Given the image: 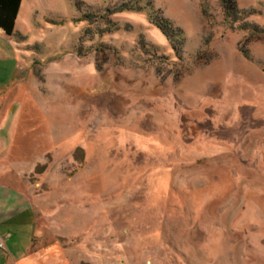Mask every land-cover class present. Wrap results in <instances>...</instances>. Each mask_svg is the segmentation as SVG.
Masks as SVG:
<instances>
[{"label":"rangeland","instance_id":"obj_1","mask_svg":"<svg viewBox=\"0 0 264 264\" xmlns=\"http://www.w3.org/2000/svg\"><path fill=\"white\" fill-rule=\"evenodd\" d=\"M127 1L84 33L83 12ZM233 2L264 27V0ZM14 32L0 182L37 199L47 236L21 264H264V35L220 0H22Z\"/></svg>","mask_w":264,"mask_h":264},{"label":"crops","instance_id":"obj_2","mask_svg":"<svg viewBox=\"0 0 264 264\" xmlns=\"http://www.w3.org/2000/svg\"><path fill=\"white\" fill-rule=\"evenodd\" d=\"M0 34L4 33L0 31ZM35 202L36 198L0 182V235L5 241V249H0V264H21L28 256L36 261L41 258L47 236L41 227L42 217H39ZM39 246L42 247L38 252ZM75 250L78 251L76 247Z\"/></svg>","mask_w":264,"mask_h":264},{"label":"trees","instance_id":"obj_3","mask_svg":"<svg viewBox=\"0 0 264 264\" xmlns=\"http://www.w3.org/2000/svg\"><path fill=\"white\" fill-rule=\"evenodd\" d=\"M22 0H0V31L4 33L7 37H19L24 39L23 36L14 32L15 21L19 12L20 4ZM223 13L226 22L235 26L236 30L248 32L253 35H264V27H260L255 23H247L246 20L253 15L259 14V12L253 8L248 9H238L233 2V0H220ZM149 8L148 19L149 22L156 27L161 34L170 43V47L173 51H180L179 46L182 44V31L180 29L174 28L172 23L166 18L162 17L156 12L152 11L150 3H147ZM141 5L136 2H124L117 5L116 9L112 11H106L105 14H94L91 12H83L80 16L81 19L87 21L89 28H87L84 33H90V26H95V35L103 36L107 32L108 28H97L98 24L106 22L109 23L108 17L113 12H123V11H134L140 10ZM101 20V21H100ZM5 248L1 249L4 250Z\"/></svg>","mask_w":264,"mask_h":264},{"label":"built area","instance_id":"obj_4","mask_svg":"<svg viewBox=\"0 0 264 264\" xmlns=\"http://www.w3.org/2000/svg\"><path fill=\"white\" fill-rule=\"evenodd\" d=\"M5 248V244H4V239L3 237L0 235V249Z\"/></svg>","mask_w":264,"mask_h":264}]
</instances>
